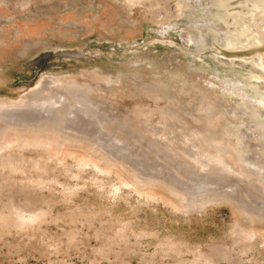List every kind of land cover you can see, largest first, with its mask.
<instances>
[{
	"label": "rangeland",
	"instance_id": "rangeland-1",
	"mask_svg": "<svg viewBox=\"0 0 264 264\" xmlns=\"http://www.w3.org/2000/svg\"><path fill=\"white\" fill-rule=\"evenodd\" d=\"M181 1L0 0V264H264V106Z\"/></svg>",
	"mask_w": 264,
	"mask_h": 264
},
{
	"label": "bare ground",
	"instance_id": "bare-ground-1",
	"mask_svg": "<svg viewBox=\"0 0 264 264\" xmlns=\"http://www.w3.org/2000/svg\"><path fill=\"white\" fill-rule=\"evenodd\" d=\"M129 0H127L128 2ZM149 1V0H148ZM181 1V0H180ZM133 2V1H132ZM182 2V1H181ZM184 2H186L184 0ZM205 2V1H204ZM180 3V2H179ZM192 3V1L190 2ZM188 3V4H190ZM206 3V2H205ZM204 3V5H205ZM215 13L211 16L207 15L206 19H212L214 22L218 24V27H222L224 29L216 28L205 22V18L202 16L199 17L197 13L186 17H178L182 18L186 23L187 30L190 31L191 35L195 36L198 41H203L207 39V37L215 42L217 41L220 45L219 49L225 51H234L236 49L245 48L248 46H258L262 43L264 38V0H215ZM176 4V3H175ZM187 5V3H185ZM184 4V5H185ZM195 4V3H192ZM191 4V5H192ZM201 4V3H200ZM197 5V4H196ZM203 5V4H202ZM158 6V5H157ZM156 6V7H157ZM177 6V5H176ZM175 6V7H176ZM183 6V4H182ZM188 6V5H187ZM194 6V5H193ZM206 6V5H205ZM203 6V7H205ZM178 7V6H177ZM191 7V6H190ZM189 7V8H190ZM198 7V5H197ZM179 8V7H178ZM177 8V10H178ZM182 8V7H181ZM188 8V7H187ZM199 8V7H198ZM201 8V7H200ZM206 8V7H205ZM181 10V9H180ZM182 10H185L182 9ZM202 10V9H201ZM212 11V9L210 8ZM160 11V10H159ZM174 11V10H173ZM188 11V9H187ZM176 12V10L174 11ZM214 12V11H213ZM160 13V12H159ZM165 13V12H163ZM164 15V14H163ZM162 15V16H163ZM164 17V16H163ZM162 18V17H161ZM162 20V19H161ZM201 21L204 25H199L198 23ZM223 39V40H222ZM217 47V46H216ZM241 62L245 64L248 68L249 72H246L245 76L240 77L237 81L236 89L238 92L242 93L243 97L253 98L256 100V104H260L264 106V62L260 55H253L248 58L240 59ZM234 60L229 59V63H233ZM219 78V77H218ZM224 79V78H223ZM50 89H52L51 86ZM55 89V88H53ZM39 90V89H38ZM47 90V88H46ZM66 90V88H65ZM44 91V90H43ZM42 91V92H43ZM53 91V90H52ZM51 91V92H52ZM63 91V90H62ZM40 92V90H39ZM64 92V91H63ZM62 92V93H63ZM67 92V90H66ZM35 93V92H34ZM48 93V92H47ZM53 93V92H52ZM51 93V94H52ZM73 93V92H72ZM56 94V93H55ZM65 94V92H64ZM69 94V93H68ZM33 95H36L33 94ZM41 95H45L42 93ZM40 95V96H41ZM48 95V94H47ZM27 96V95H26ZM37 96V95H36ZM38 96V97H40ZM61 96V94H60ZM59 96V97H60ZM66 96V95H64ZM71 96V95H70ZM74 96L77 97V95ZM58 97V96H57ZM55 96V98H57ZM72 97V96H71ZM28 98V97H27ZM33 98V96H31ZM30 98V100H31ZM37 98V97H36ZM62 98V97H61ZM65 98V97H63ZM74 98V97H73ZM211 98V97H210ZM42 99V98H41ZM45 99V97H44ZM60 99V98H59ZM67 99V98H65ZM82 100V98H80ZM3 100V99H2ZM27 101V99H25ZM29 100V98H28ZM35 100V99H32ZM39 100V98L37 99ZM43 100V99H42ZM47 100V99H46ZM50 100V98H49ZM69 100V99H68ZM77 100V99H76ZM59 101V100H58ZM61 101V100H60ZM31 102V101H30ZM39 102V101H38ZM68 102V101H66ZM86 102V101H85ZM2 103V102H1ZM8 103V102H7ZM42 103V102H41ZM40 103V105H41ZM59 103V102H58ZM74 106L76 103L72 102ZM254 103V102H253ZM9 104V103H8ZM25 104V103H24ZM64 104V101H63ZM230 104V103H229ZM20 105V104H19ZM27 105V104H26ZM45 105V104H44ZM108 105V104H107ZM2 106V105H0ZM16 106V105H15ZM24 106V105H23ZM29 106V105H28ZM67 106V105H66ZM82 106V105H81ZM88 106V105H87ZM90 106V105H89ZM219 106V105H218ZM7 107V104H6ZM10 107V106H8ZM22 107V106H21ZM25 107V106H24ZM53 106L52 108H54ZM63 107V106H62ZM69 107V106H68ZM84 107V106H83ZM82 107V108H83ZM1 108V107H0ZM51 108V109H52ZM56 108V107H55ZM90 108V107H89ZM259 107L257 106V109ZM51 109L49 111H51ZM68 109V108H67ZM71 109V107H70ZM69 109V110H70ZM73 109V108H72ZM70 110L71 111L73 110ZM78 109V108H77ZM87 110V109H86ZM84 110V111H86ZM91 110V108H90ZM254 110V109H253ZM48 111V112H49ZM81 111H83L81 109ZM3 112V111H2ZM75 112V111H74ZM229 112V111H228ZM52 113V112H51ZM55 113V112H54ZM78 113V111H77ZM80 113V111H79ZM83 113V112H82ZM39 114V113H38ZM50 114V112H49ZM91 114V113H90ZM95 114V113H94ZM235 114V113H234ZM8 115V114H7ZM10 115V114H9ZM42 115V113H41ZM57 115V114H56ZM98 115V114H97ZM96 115V116H97ZM232 115V114H231ZM58 116V115H57ZM83 116V114H82ZM93 116V115H91ZM95 116V115H94ZM99 116V115H98ZM238 116V115H237ZM38 119H41L40 116H37ZM54 116H42V118H48L49 120H54ZM80 117V116H79ZM100 117V116H99ZM103 117V116H102ZM94 118V117H93ZM92 118V119H93ZM26 119V118H25ZM72 120V118H68ZM67 119V120H68ZM76 119V118H75ZM241 120V119H240ZM3 121V120H2ZM65 121V120H64ZM94 121V120H93ZM4 122V121H3ZM63 122V121H62ZM85 122V121H84ZM59 123V122H58ZM89 123V122H87ZM50 124V123H49ZM85 124V123H84ZM29 129L38 131L42 129V127L35 123H30ZM93 125V124H92ZM107 125V124H106ZM254 125V123H253ZM40 126V127H39ZM52 125L43 126V129L48 130L52 128ZM66 128V127H64ZM90 128V127H89ZM232 128V126H231ZM250 128V127H248ZM252 128V127H251ZM63 129V128H62ZM82 129V128H81ZM60 130V129H57ZM87 130V129H86ZM233 131V130H232ZM249 131V130H248ZM68 132V131H67ZM244 132V131H243ZM64 133V132H63ZM229 133V132H228ZM231 133V132H230ZM66 133H64L65 135ZM68 134V133H67ZM99 135V134H98ZM102 135V134H101ZM123 135V134H122ZM100 136V135H99ZM238 136V135H237ZM65 137V136H64ZM70 137V136H69ZM102 137V136H101ZM189 137V136H188ZM258 138V137H257ZM62 139V138H61ZM100 139V137H99ZM189 139V138H188ZM241 139V138H240ZM129 140V139H128ZM244 141V140H243ZM247 142V141H246ZM194 143V142H193ZM198 150V149H197ZM200 154V153H199ZM252 157V156H251ZM255 161V159H254ZM249 162V160H248ZM251 162V161H250ZM249 162V163H250ZM260 166V165H259ZM216 170V169H215ZM246 170V169H245ZM202 179V178H201ZM260 183V182H258ZM226 184V183H225ZM263 185V184H262ZM183 186V185H182ZM189 187V186H188ZM259 188V187H258ZM262 190V189H261ZM244 203V202H243ZM261 209V208H260ZM263 210V209H262ZM263 214V213H262Z\"/></svg>",
	"mask_w": 264,
	"mask_h": 264
},
{
	"label": "water",
	"instance_id": "water-1",
	"mask_svg": "<svg viewBox=\"0 0 264 264\" xmlns=\"http://www.w3.org/2000/svg\"><path fill=\"white\" fill-rule=\"evenodd\" d=\"M106 47V46H104ZM224 53L228 54V55H233V56H241L244 58H248L251 57L253 55H260V57L263 59L264 62V38L262 40V43L258 46H248L245 48H241V49H236L234 51H225L222 50ZM46 56H55V57H59V58H81V59H89L90 55L85 53L84 51L81 50H66V51H58L55 53H48L46 54Z\"/></svg>",
	"mask_w": 264,
	"mask_h": 264
}]
</instances>
